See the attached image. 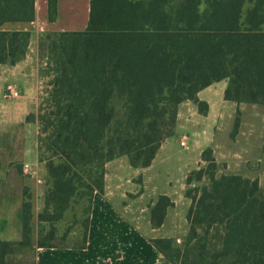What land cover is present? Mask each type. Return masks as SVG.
<instances>
[{
  "label": "trees",
  "instance_id": "16d2710c",
  "mask_svg": "<svg viewBox=\"0 0 264 264\" xmlns=\"http://www.w3.org/2000/svg\"><path fill=\"white\" fill-rule=\"evenodd\" d=\"M57 15L58 0H49V20ZM33 20L35 0H0V23ZM30 38V31L0 30V64L24 59ZM46 42L54 76L48 112L40 116L39 151L51 187L38 221L50 229L34 239L32 194L25 188L23 238H0V264L28 253L36 264L37 248H86L106 164L126 155L135 168L150 166L175 134L182 102L208 113V102L198 97L204 88L227 79L225 100L264 105V0H91L85 30L43 34L40 51ZM240 125L238 109L233 138ZM202 159L205 165L186 178L192 202L184 247L172 237L150 242L173 264H264L259 180L219 174L211 147ZM172 206L168 195L158 197L153 228ZM74 210L81 230L59 235L56 223ZM70 234L80 241L64 244Z\"/></svg>",
  "mask_w": 264,
  "mask_h": 264
},
{
  "label": "crops",
  "instance_id": "0c3cea01",
  "mask_svg": "<svg viewBox=\"0 0 264 264\" xmlns=\"http://www.w3.org/2000/svg\"><path fill=\"white\" fill-rule=\"evenodd\" d=\"M90 8L91 0H58L57 18L50 21L49 0H35V20L0 23V30L31 33L26 57L15 64H0L1 239L19 241L23 238L25 188L32 194L34 214L40 206L38 183L32 181L33 175L24 171L23 164L36 165L37 146L34 140L29 141L32 120L29 121L28 117L37 113L41 102L49 95L54 76L45 70L47 63L41 57V37L49 32L85 30L89 24ZM227 85L228 80L225 79L198 93V97L209 104L207 114H201L197 104L191 100L179 105L175 134L163 142L150 166L135 168L126 155L109 161L106 164L105 191L94 196L86 248H37L36 264H173L150 242L151 238L157 237L140 232L136 209L129 202L130 194H135L139 186L135 182L138 176H142L140 196L145 195L147 173L154 170L162 152L176 156L174 162L179 164L183 177L179 189H176L174 177L167 174L164 178L159 172L153 175L157 179H166L169 189L158 193L153 204L162 194L174 202L161 227L165 226L170 210L180 202L189 199L191 206L192 200L185 194L186 178L190 171L205 165L202 152L208 147L214 151L219 174L257 178L264 189V105L235 102L237 110L241 111V125L235 138H227V133H222L221 124L228 116L234 118V123L236 118L231 116L234 111L231 101L224 98ZM9 87L18 95H8ZM184 137L188 139L187 147L181 145ZM174 138H179L181 149L185 151L174 153ZM247 162H250L248 167ZM225 164L231 171L220 173L221 166ZM129 168L134 170L125 178L121 173ZM156 168L159 169L158 166ZM148 224L151 231L159 229L153 228L150 219Z\"/></svg>",
  "mask_w": 264,
  "mask_h": 264
},
{
  "label": "rangeland",
  "instance_id": "374dc122",
  "mask_svg": "<svg viewBox=\"0 0 264 264\" xmlns=\"http://www.w3.org/2000/svg\"><path fill=\"white\" fill-rule=\"evenodd\" d=\"M45 46V45H44ZM42 47V59L47 63L45 70L50 71L52 74V62L47 57V46L48 42H46V46ZM54 75V74H53ZM52 89V88H51ZM50 89V91H51ZM49 97V95L47 96ZM49 99V98H47ZM49 100L42 101L40 104V107L35 113L34 119H32V126L29 128V141L34 140L37 146V162L35 163L37 166V172L34 173L32 181H35V183L38 185L39 188V209L34 214L33 219V237L34 239L37 238L38 234H40V230L43 229V232H47L50 227L47 224H43V222L38 221V215L42 213L44 210V203H45V196L50 190L51 184L50 180L47 175L46 167H45V161H41V153L39 151V147L41 144V136L44 134L42 133V122L40 116L42 114H46L49 109ZM117 102V101H116ZM234 111L231 113V116L236 117L237 113V104L234 101L230 102ZM251 105V104H248ZM226 116H228V113L226 112ZM233 118V117H232ZM226 117L225 121L221 124L222 133H227V138H233L231 133L234 128V118ZM45 137V135H44ZM173 149L174 153H181V151H185L184 149H181L179 138L174 140L172 139ZM193 146V145H192ZM177 147V148H176ZM165 155V152H162L160 156L156 160L155 168L154 170H150L147 173V181H146V193L143 197H141L140 189H142V176H138L135 179L137 190H135V194H130L129 196V202L132 204L133 208L136 209V223L140 226V232L143 235H146V232L150 233L151 235H154L155 237H174L175 240V247H184L186 242V235L189 231V224L187 220V212L190 207V201L189 199H185L182 202L178 204V206L175 209L170 210V214L168 219L166 220L165 226L156 229L155 231H151L150 227L148 228V220L150 219V211L151 207L153 205L154 199L156 196H158V193H164L168 191V184L165 182L164 179L156 178L153 175L155 172H159L160 176L163 175L164 178L168 174L170 177H174L173 180V186L174 188L179 189L180 184L182 182L183 175L180 172L179 164L174 162L175 157L170 155ZM197 153H194L196 155ZM168 156V157H166ZM126 157V156H125ZM127 158V157H126ZM256 158V157H253ZM250 162H247V167ZM261 163V162H259ZM159 169H157V166ZM192 166H195L194 164ZM132 169L129 168L127 170L122 171L121 175H123L125 178L129 176V173L132 172ZM231 170H227L226 164L224 166H221L220 173L223 172H230ZM162 177V176H161ZM38 178H41L43 180L42 183L38 182ZM208 182L207 179L203 180L200 185H204ZM128 186H132L125 184ZM76 214V210L74 212L70 213L63 221H60L56 223V226L58 227L60 234L66 230L70 232H74L76 230H81V227L78 225H75V219L74 216ZM81 216V214H80ZM148 228V230H146ZM45 230V231H44ZM150 230V231H149ZM186 236V237H185ZM180 240V241H179ZM80 241L79 235L73 236L70 234V236L64 240V244L69 245H75ZM34 261L33 253L23 254L20 256H14L11 258L10 264H26V263H32Z\"/></svg>",
  "mask_w": 264,
  "mask_h": 264
},
{
  "label": "built area",
  "instance_id": "2783aa9c",
  "mask_svg": "<svg viewBox=\"0 0 264 264\" xmlns=\"http://www.w3.org/2000/svg\"><path fill=\"white\" fill-rule=\"evenodd\" d=\"M11 94H13L14 96H17L18 95V92L16 90H13L11 87H9V89H8V95H11ZM181 145L183 147H187L188 146V139H187V137H184L181 140ZM23 169H24V171H26L30 175H34V173L37 172V166L36 165H33V164H30V163H24L23 164ZM38 182L39 183H42L43 180L41 178H38Z\"/></svg>",
  "mask_w": 264,
  "mask_h": 264
}]
</instances>
